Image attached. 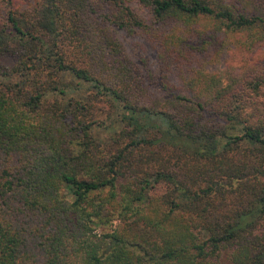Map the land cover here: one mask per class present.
Here are the masks:
<instances>
[{"label": "trees", "instance_id": "obj_1", "mask_svg": "<svg viewBox=\"0 0 264 264\" xmlns=\"http://www.w3.org/2000/svg\"><path fill=\"white\" fill-rule=\"evenodd\" d=\"M0 2V264H264V0Z\"/></svg>", "mask_w": 264, "mask_h": 264}, {"label": "rangeland", "instance_id": "obj_2", "mask_svg": "<svg viewBox=\"0 0 264 264\" xmlns=\"http://www.w3.org/2000/svg\"><path fill=\"white\" fill-rule=\"evenodd\" d=\"M16 3V6H20L21 9H27L33 7V5L38 0H13ZM7 10L6 3L0 2V20L1 15ZM140 13V12H139ZM143 17L146 18L147 22L151 20V16L146 12L140 13ZM118 39L126 46H134L138 48L139 51L146 56L147 58H155L157 56L156 46L151 41L145 38L143 35L130 36L126 31L118 30L115 32ZM145 57V58H146ZM7 63L13 62V59L7 58ZM223 66L231 71H234L239 76L245 75L246 77H238L240 80L245 82L251 76L255 75L257 72H264V42H260L251 47L248 45L236 47H229V51L226 56L223 57ZM87 85L84 86L82 93L83 96H86L89 93ZM93 92V91H92ZM189 96L192 94L189 92ZM106 114H112L113 118L107 121L106 128L94 127L93 131L96 137L101 140H105L115 128H119L122 110H117V108L110 107L109 104L104 105ZM116 111V112H115ZM115 121V122H114ZM109 126V127H108Z\"/></svg>", "mask_w": 264, "mask_h": 264}]
</instances>
